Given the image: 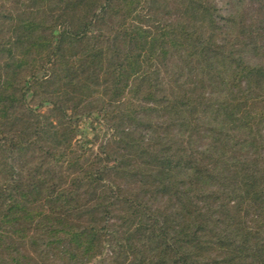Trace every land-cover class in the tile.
<instances>
[{"label":"trees","instance_id":"16d2710c","mask_svg":"<svg viewBox=\"0 0 264 264\" xmlns=\"http://www.w3.org/2000/svg\"><path fill=\"white\" fill-rule=\"evenodd\" d=\"M0 264H264V0H0Z\"/></svg>","mask_w":264,"mask_h":264},{"label":"rangeland","instance_id":"374dc122","mask_svg":"<svg viewBox=\"0 0 264 264\" xmlns=\"http://www.w3.org/2000/svg\"><path fill=\"white\" fill-rule=\"evenodd\" d=\"M78 130L80 132L78 139L94 142V147H97L108 137L107 132L93 120L81 119Z\"/></svg>","mask_w":264,"mask_h":264}]
</instances>
